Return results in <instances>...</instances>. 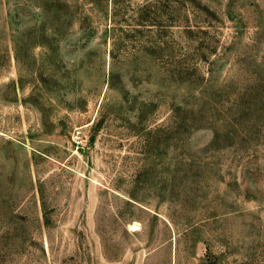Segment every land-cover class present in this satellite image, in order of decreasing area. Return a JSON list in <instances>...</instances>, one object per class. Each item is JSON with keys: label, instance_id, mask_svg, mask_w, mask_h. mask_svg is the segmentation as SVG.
<instances>
[{"label": "rangeland", "instance_id": "obj_1", "mask_svg": "<svg viewBox=\"0 0 264 264\" xmlns=\"http://www.w3.org/2000/svg\"><path fill=\"white\" fill-rule=\"evenodd\" d=\"M0 264H264V0H0Z\"/></svg>", "mask_w": 264, "mask_h": 264}]
</instances>
